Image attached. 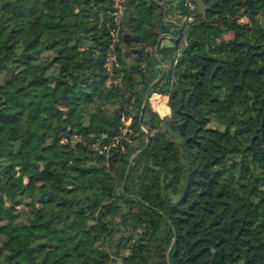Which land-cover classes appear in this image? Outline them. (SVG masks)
Masks as SVG:
<instances>
[{
    "label": "trees",
    "instance_id": "16d2710c",
    "mask_svg": "<svg viewBox=\"0 0 264 264\" xmlns=\"http://www.w3.org/2000/svg\"><path fill=\"white\" fill-rule=\"evenodd\" d=\"M204 2L136 0L108 69L113 0H0V264H264V0Z\"/></svg>",
    "mask_w": 264,
    "mask_h": 264
},
{
    "label": "built area",
    "instance_id": "2783aa9c",
    "mask_svg": "<svg viewBox=\"0 0 264 264\" xmlns=\"http://www.w3.org/2000/svg\"><path fill=\"white\" fill-rule=\"evenodd\" d=\"M184 3V7L186 9L185 13L179 14L182 18V22L190 23L194 20V15L196 10L198 9L197 3L195 0H182ZM127 0H113V9H112V17L114 20V27L111 30V35L113 38L112 50L110 58L107 62L108 69H111L112 64L117 61L116 58V50L115 44L119 41L120 36V28L123 20V16L126 13ZM151 100L155 107L161 108L164 105V102L161 99V94L157 92H153L151 94ZM131 118L124 120V125L121 128L119 134H117L108 144L103 147H98L100 152L108 151L111 147L120 145L126 142H132L131 135L133 134V129L130 127Z\"/></svg>",
    "mask_w": 264,
    "mask_h": 264
},
{
    "label": "water",
    "instance_id": "95a60500",
    "mask_svg": "<svg viewBox=\"0 0 264 264\" xmlns=\"http://www.w3.org/2000/svg\"><path fill=\"white\" fill-rule=\"evenodd\" d=\"M135 1H136V0H128L127 7H126V15H129L130 13H132V11H133V4L135 3ZM195 1H196V3H197V6H198V9H199V10H201V11H205V10H206L207 6H206L204 0H195ZM164 8H166V5H165V4H164ZM165 12H166V10H165ZM134 36H135L134 33H132V32H126V33H124V35H123V40H124V42H126L127 44H129V43H130V39H131V37H134ZM163 37H164V36H163ZM163 37H161L160 40H162ZM164 71H165V68H164V66H163V74H164ZM163 74H162V75H163ZM147 99H148V96L146 97L145 100L147 101ZM160 128H161V130H163V131H165V132H169L170 135H171L172 138H173V141H174L176 144H178V145H185V140H184V138L182 137V135L180 134V132L178 131V129H177V127H176V125H175L173 119L171 118V116H169L167 119H165L164 121L161 122ZM148 142H149V141L147 140L146 145L148 144ZM146 145H145V146H146ZM144 148H145V147H144ZM144 148H143V149H144ZM143 149L137 151V152L132 156L130 162H132V161L135 159V157H137V156L141 153V151H142ZM186 157H187V159H186V163L189 164V156H188V154H186ZM189 169H190V167H188V170H189ZM189 179H190V173L187 174V178H186V180H185V182H184V184H183V186H182V194H181V197L184 195V193H185V191H186V188H187V185H188Z\"/></svg>",
    "mask_w": 264,
    "mask_h": 264
},
{
    "label": "crops",
    "instance_id": "0c3cea01",
    "mask_svg": "<svg viewBox=\"0 0 264 264\" xmlns=\"http://www.w3.org/2000/svg\"><path fill=\"white\" fill-rule=\"evenodd\" d=\"M170 20L173 21V16H172V18H170ZM163 38H164V39H163V44H170V43H171V36H169V35H164ZM161 99H162L163 102H166V101H167V96L161 94ZM166 111H167V110H166Z\"/></svg>",
    "mask_w": 264,
    "mask_h": 264
},
{
    "label": "rangeland",
    "instance_id": "374dc122",
    "mask_svg": "<svg viewBox=\"0 0 264 264\" xmlns=\"http://www.w3.org/2000/svg\"><path fill=\"white\" fill-rule=\"evenodd\" d=\"M170 17H177L176 14L174 12L170 13L169 15ZM245 19V18H244ZM231 36V32L226 31L225 32V37L229 38ZM162 111H166L167 110V106H166V102H164V105L161 107Z\"/></svg>",
    "mask_w": 264,
    "mask_h": 264
}]
</instances>
